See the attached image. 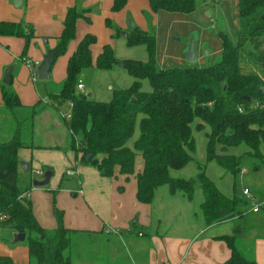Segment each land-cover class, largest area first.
<instances>
[{
  "label": "trees",
  "instance_id": "1",
  "mask_svg": "<svg viewBox=\"0 0 264 264\" xmlns=\"http://www.w3.org/2000/svg\"><path fill=\"white\" fill-rule=\"evenodd\" d=\"M147 1L155 12L191 13L196 0ZM125 4L126 0H113L111 9L118 11ZM84 13V9L76 6L67 9L54 60L65 53L68 43L74 39L77 20L88 19ZM238 16L236 41L221 32L222 57L206 67L158 69L154 60V35L133 25L126 36L127 44L145 45L148 59L122 60V66L134 80L127 88L113 90L109 101L95 100L89 98L88 93L76 92L79 73L93 65L90 47L96 37L85 35L68 58L59 92L50 94L59 103L72 102L67 126L75 159L88 164L97 160L94 166L104 177L114 180L122 177L124 181L133 178L136 199L144 204L151 203L155 190L164 184L169 186L171 193L191 194L194 181L173 179L169 172L182 168L192 159L191 125L195 120L196 129H206L207 160L216 161L226 171L237 174L244 156L263 159L264 96L260 87L264 85V0H238ZM1 36L23 38L19 59L27 63V50L35 36L33 25L24 20L0 21ZM117 61L111 46L106 44L94 65L108 69ZM143 79L149 81L150 92L141 91ZM1 88L4 108L11 111L22 106L15 92L4 84ZM136 124L138 136L130 148L126 143L133 136ZM20 135V122L16 121L12 136L0 141V229L23 231L28 236L29 258L35 264H71L67 251L72 230L64 225V211L56 205L60 187L49 190L56 221L52 231L39 224L32 201L24 195L32 187L33 178L30 169L26 173L20 169L17 151L24 146ZM240 147L244 148L241 155L232 153ZM137 153L142 158L139 170L135 169ZM21 173L27 183L25 187L19 183ZM199 182L204 196L200 208L206 223L241 216L236 209L238 199L220 192L202 169ZM117 189L122 191L123 186ZM220 238L231 251L222 264H256L240 250L235 236ZM0 264L14 263L2 256Z\"/></svg>",
  "mask_w": 264,
  "mask_h": 264
},
{
  "label": "crops",
  "instance_id": "2",
  "mask_svg": "<svg viewBox=\"0 0 264 264\" xmlns=\"http://www.w3.org/2000/svg\"><path fill=\"white\" fill-rule=\"evenodd\" d=\"M2 1L12 4L13 7H18L14 4L15 0ZM112 1L80 0L81 5H77V0H56L53 4H56V2L58 4L51 9H47V7H43L44 0H36L37 4L41 6L40 9L28 11L27 6L24 5L17 14L0 15V21L18 22L24 20L33 25L35 36L27 50V61L39 63L48 49L57 46V38L62 31V23L67 9L72 6L84 9V16L88 19L79 18L77 20L75 37L68 43L66 52L60 62L65 61L63 63L67 65L68 58L75 51L78 42L85 35L93 34L96 41L91 45L90 50L93 60L92 66L95 67L96 58L101 53L103 46L110 45V42L112 44L113 41L118 40L112 34L113 31L108 28L111 27V19L119 25L118 29L120 31H129L128 19L132 18L133 25L155 36L159 15L164 13V16L168 14L172 16L177 13L163 10L155 12L150 8L147 0H126V4L122 9L112 11ZM213 1L215 0H209V2ZM24 2L25 0H21L20 5ZM100 2L104 3L101 6L103 10L101 15L102 18L104 16L105 22L101 30V38L98 37L97 33L94 32V27L91 26L94 16L90 7L95 4L98 5ZM209 2H206V4ZM166 13L167 15H165ZM238 21L240 24V19ZM119 30H117L118 33L115 36L119 34ZM0 38V41L8 43L9 47H11L10 44L14 47L6 64L13 63L11 90L15 92L22 103V106L9 110L21 126L20 137L24 146L17 151L18 161L19 163L28 164L31 171L44 170V168L52 171L49 181L51 188L32 186L28 190V197L32 201L37 221L47 231H52L56 227L52 194L49 191L51 189L60 187L57 196L61 198L66 193H70L75 200L81 201L86 206L83 212L76 214L74 217L69 216L63 208L58 206L64 211V225L72 230L70 248L67 251L71 264H222L231 254L226 242L220 238L223 235L235 236L240 243V250H243L245 256L254 259L256 264H264V228L259 226V230L254 229L250 232V240L248 241L241 238L242 231L236 229V223L241 219L242 213L239 217L235 216L218 223H206L200 208L204 198L203 192L197 206H193L186 203V200H188L186 194L182 191L171 193L169 186L164 184L167 185V189L163 191L164 199L157 203L152 201L153 203L147 206L137 201L136 184L133 178H131L133 179V181H130L131 183L124 180H114L102 176L94 165H92L94 166L92 168L85 163L78 165L75 153L70 148V139L68 142L63 127V125L67 126V123L58 111L67 108V106L65 103H59L51 96L47 97L46 101L42 99L43 91L46 90H41V87H39V90L37 89L38 86L34 85L35 79L32 76L33 69L26 62L19 59L24 44L23 38L15 36H1ZM42 39H46V43L42 42ZM141 45L144 46L146 53V58L141 59L147 60L146 46ZM116 58L118 59V57ZM52 66L50 79L42 80V82H48L54 78V74L60 68V65L59 67L55 65L54 68ZM65 76L66 73L64 75L60 74L57 79L55 78L56 83L53 85L55 90L49 92L50 94L59 92ZM87 92L92 94L90 91ZM92 98L100 100L95 98L93 94ZM55 103H58L59 106L56 107ZM3 105L1 98V112L2 110L5 111ZM23 111L26 113L31 112V127L29 136L26 138L22 136L23 116L18 114ZM36 114L39 118L41 117L43 122L46 121L44 127L50 129L43 137L41 135L33 136L32 127L34 123H32V117ZM55 127L64 130L65 135L62 138L58 139V134L54 131ZM66 128L70 133L68 126ZM1 139L0 136V141ZM70 166H73L72 168L76 170L73 175L66 174V170ZM20 169L23 172V169ZM73 176L76 180V184L73 185L74 188L66 187L64 177ZM119 185L123 186L122 191H118L117 187ZM157 189L154 193L155 197ZM35 193L37 194L35 195ZM224 195L231 197L229 194ZM78 197L82 199L79 200ZM139 210L142 213L138 214ZM252 213L257 216V224L262 225L264 218L258 216L260 210H252ZM134 216L137 217L133 219ZM109 228L116 229L117 233H107ZM12 232L15 233L13 230ZM248 242L251 243L250 246H248ZM25 254L27 255L24 261L29 258L28 248L25 249ZM28 261H31V259L29 258ZM13 263L16 264L14 261Z\"/></svg>",
  "mask_w": 264,
  "mask_h": 264
},
{
  "label": "rangeland",
  "instance_id": "3",
  "mask_svg": "<svg viewBox=\"0 0 264 264\" xmlns=\"http://www.w3.org/2000/svg\"><path fill=\"white\" fill-rule=\"evenodd\" d=\"M43 7L51 9L53 6L58 4H53L56 0H44ZM209 2V0H206ZM204 0L195 1V10L192 13H176L175 15L164 16V13H161L158 18L157 24V33L155 34V53L154 60L156 67L159 68H169V67H206L211 64L216 63L222 57V40L219 35L221 32L228 35V37L235 42L238 35L239 28V16H238V3L237 0H215L206 4ZM77 5H81L80 0H77ZM21 4V2H20ZM18 5V7H13L12 4L6 3L5 1L0 0V15L1 16H10L11 14H17L20 9L27 6L28 11L33 9H40L41 6L37 4L36 0H25L24 4ZM103 2H100L98 5L90 6L92 8V14L94 16V21H92V27H94V32L97 33L98 37H102V29L105 25L104 16L102 18L103 10L101 6ZM82 10V9H80ZM203 10V11H202ZM208 10V11H206ZM145 13V12H144ZM8 14V15H7ZM133 19H128L129 21ZM119 25L112 21L110 28L114 34V37L118 40L110 42V46L113 50V53L120 61L124 59H138L145 61L146 53L145 48L142 45H128L127 37L123 36L121 32H127L125 30H119ZM130 29V28H129ZM119 30V34L115 36ZM1 39V38H0ZM192 40L193 50L195 60L190 61L188 59V46L189 42ZM44 42V39H42ZM8 46V43L0 41V99H1V85L3 84L2 79L4 72L8 67H13V63L8 64L9 56L13 51L12 45ZM66 52V51H65ZM63 54H59L54 62L53 68L55 65L60 68L54 74L48 82H42L38 79L37 75L35 77L34 85L41 87L43 91L42 99L46 101V98L50 96L51 91H54L53 85L56 83L55 78L57 79L60 74L64 75L66 73L65 61H61ZM134 57V58H133ZM14 58V57H13ZM15 59V58H14ZM118 60V61H119ZM17 63V61H16ZM33 76V75H32ZM78 80H81L84 90L83 93H88L87 91L92 92L95 98L100 99V101H109L112 98L113 90L127 88L133 82V77L128 73L127 69L123 66L113 65L108 69H98L96 67L90 66L81 70L78 75ZM11 89L12 83L5 85ZM36 86V87H37ZM46 86V87H45ZM57 87V86H56ZM141 91L150 92L151 86L147 79L141 80ZM101 98H103L101 100ZM55 102V100H53ZM42 105H47L41 103ZM58 105V103H55ZM59 106V105H58ZM55 107V106H54ZM5 111L0 110V136L1 140L9 139L15 129L17 119L14 117L13 113L8 109L4 108ZM31 110V108H30ZM62 110H66L62 108ZM18 113V112H17ZM18 114L22 115V136L24 138L28 137L31 127V112H19ZM39 114V113H37ZM32 117V131L34 132L33 136L41 135L43 137L46 132L50 129L44 127V121L39 118L38 115ZM19 118L20 116L17 115ZM63 119V118H62ZM70 119H66V123ZM197 120H195L192 125V136L194 138V150L192 152V159L180 169H171L170 177L173 179H184V180H193V190L191 194H186V203L190 205L197 206L199 200L202 197V190L199 182V173L204 170L205 175L214 183L219 191L224 194H229V196H235L238 199L236 209L242 213L241 219L236 223V229H240L242 234L241 238L250 240L249 235L254 229L259 230V226L264 228V221L262 225L257 224V216L252 213V207L258 206L260 213L258 216L264 218V158H255L244 156L241 159L240 171L233 175L232 173L226 171L214 160H207L206 157V137L205 130H198L195 127ZM66 131L67 140L69 142L70 133L67 130V126L63 125ZM62 127V128H63ZM58 134V139L62 138L64 130L61 128L55 127V130ZM68 132V133H67ZM138 136V126L136 124L135 132L133 136L127 141V146L133 148V142ZM244 148L240 147L233 149L232 153L236 155H241ZM78 165H82L81 161H77ZM88 167L92 168L91 163H85ZM74 165V163H73ZM78 165H76L78 167ZM73 167V166H70ZM142 167V158L139 153H137L135 160V169L138 170ZM257 168V169H256ZM244 169L246 172H241ZM35 170V169H34ZM32 178L41 179V176L36 175L31 171ZM60 176H62L60 174ZM118 180H123L120 177ZM133 179H129L127 182L131 183ZM19 183L22 187L26 186V181L22 173L20 175ZM76 184V180L73 177H64V185L66 187L74 188L73 185ZM63 185V186H64ZM46 187L51 188V183L47 184ZM65 187V186H64ZM65 187V188H66ZM164 189H167V185H164L157 189V195L154 196L153 202L157 203L164 199ZM247 189L249 195H244L243 191ZM37 193H35L36 195ZM191 198V199H189ZM42 199V198H41ZM77 199H82L78 197ZM155 199V200H154ZM153 202L146 204L151 205ZM56 205L64 209L69 216H75L83 212L84 207H86L82 202L75 200L70 193H66L63 197H56ZM142 211H138L139 213ZM137 216H134L135 219ZM14 231V230H13ZM16 233V231H15ZM14 233L11 229H0V256L9 257L16 264H35L33 260L28 261L29 258L25 260L26 255L25 249L27 248L28 236L22 241L14 242ZM251 243L248 242V246Z\"/></svg>",
  "mask_w": 264,
  "mask_h": 264
},
{
  "label": "water",
  "instance_id": "4",
  "mask_svg": "<svg viewBox=\"0 0 264 264\" xmlns=\"http://www.w3.org/2000/svg\"><path fill=\"white\" fill-rule=\"evenodd\" d=\"M21 0H15L14 4L16 6H18L20 4ZM133 23L130 20L129 21V27H132ZM121 34L123 36H127V32H121ZM44 42L46 43V39H44ZM58 51V46L48 49L47 52L43 55L42 60L39 62V64L36 66V75L38 77V79L40 80H48L50 79V69L52 66V63L54 61V57L55 54ZM188 59L190 61L195 60V56H194V50H193V44H192V40H190L189 42V46H188ZM117 65L122 66V61H117ZM12 71H13V67H8L6 69V71L4 72V76L2 79L3 84L5 85H9L11 83V76H12ZM261 92L263 93L264 96V85H262L260 87ZM87 96L89 98L92 97L91 93H88ZM264 112V110H263ZM97 163V160H93L92 161V165H95ZM20 167L23 169V171L28 172L29 167L28 164L24 163V162H20ZM52 176V171L51 170H45L43 172V176L41 179H32V186L33 187H44L47 184H49L50 181V177ZM26 237V234L23 231H17L16 233H14V242L17 241H22L24 240Z\"/></svg>",
  "mask_w": 264,
  "mask_h": 264
},
{
  "label": "built area",
  "instance_id": "5",
  "mask_svg": "<svg viewBox=\"0 0 264 264\" xmlns=\"http://www.w3.org/2000/svg\"><path fill=\"white\" fill-rule=\"evenodd\" d=\"M27 64H28V66L29 67H31V69H36V66L39 64V63H37V62H35V63H31L30 61H27ZM35 77H36V72L35 71H33V79H35ZM83 90H84V86H83V84H82V82H81V80H78L77 81V84H76V92H78V93H83ZM66 105L68 106L67 107V109L66 110H61V109H59L58 111H59V113H60V116L63 118V119H70L71 118V111H70V107L72 106V102H66ZM56 107L58 106V105H55ZM241 111V110H240ZM36 175H39V176H43V170H41V169H36L35 171H33ZM241 172H246V170H244V169H242L241 170ZM76 173V170L74 169V168H72V167H69L67 170H66V174L67 175H73V174H75ZM81 192V191H80ZM243 194L244 195H249V192H248V190L247 189H244V191H243ZM24 195L26 196V197H28V192H26V193H24ZM259 208H258V206H253L252 207V210L253 211H257ZM109 232H114V233H117V230L116 229H113V228H109V229H107V233H109Z\"/></svg>",
  "mask_w": 264,
  "mask_h": 264
}]
</instances>
